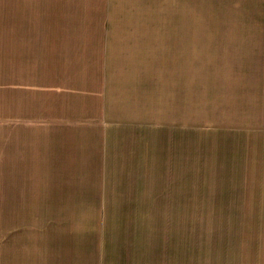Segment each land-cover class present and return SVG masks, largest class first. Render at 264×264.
Instances as JSON below:
<instances>
[{
  "label": "rangeland",
  "instance_id": "1",
  "mask_svg": "<svg viewBox=\"0 0 264 264\" xmlns=\"http://www.w3.org/2000/svg\"><path fill=\"white\" fill-rule=\"evenodd\" d=\"M45 3L0 0V264H264V17Z\"/></svg>",
  "mask_w": 264,
  "mask_h": 264
},
{
  "label": "crops",
  "instance_id": "2",
  "mask_svg": "<svg viewBox=\"0 0 264 264\" xmlns=\"http://www.w3.org/2000/svg\"><path fill=\"white\" fill-rule=\"evenodd\" d=\"M37 1V0H36ZM63 14L264 17V0H39ZM96 9V10H94ZM94 10V11H89ZM62 14V12H51ZM264 105V102H263ZM262 105V106H263Z\"/></svg>",
  "mask_w": 264,
  "mask_h": 264
}]
</instances>
